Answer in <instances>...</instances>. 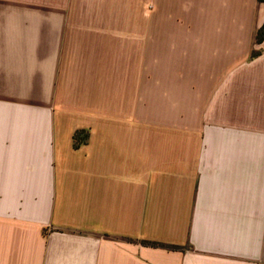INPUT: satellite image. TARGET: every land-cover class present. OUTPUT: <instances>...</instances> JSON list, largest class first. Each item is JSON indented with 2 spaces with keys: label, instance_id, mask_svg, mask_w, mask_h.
I'll return each instance as SVG.
<instances>
[{
  "label": "crops",
  "instance_id": "obj_1",
  "mask_svg": "<svg viewBox=\"0 0 264 264\" xmlns=\"http://www.w3.org/2000/svg\"><path fill=\"white\" fill-rule=\"evenodd\" d=\"M0 264H264V0H0Z\"/></svg>",
  "mask_w": 264,
  "mask_h": 264
},
{
  "label": "trees",
  "instance_id": "obj_2",
  "mask_svg": "<svg viewBox=\"0 0 264 264\" xmlns=\"http://www.w3.org/2000/svg\"><path fill=\"white\" fill-rule=\"evenodd\" d=\"M258 34H260V33H258ZM258 34H257V35H258Z\"/></svg>",
  "mask_w": 264,
  "mask_h": 264
},
{
  "label": "rangeland",
  "instance_id": "obj_3",
  "mask_svg": "<svg viewBox=\"0 0 264 264\" xmlns=\"http://www.w3.org/2000/svg\"><path fill=\"white\" fill-rule=\"evenodd\" d=\"M260 33V32H259Z\"/></svg>",
  "mask_w": 264,
  "mask_h": 264
}]
</instances>
